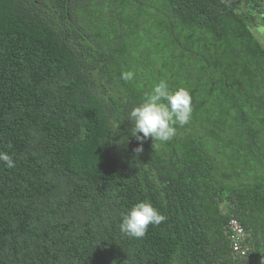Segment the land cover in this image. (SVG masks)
Returning a JSON list of instances; mask_svg holds the SVG:
<instances>
[{
  "label": "trees",
  "instance_id": "1",
  "mask_svg": "<svg viewBox=\"0 0 264 264\" xmlns=\"http://www.w3.org/2000/svg\"><path fill=\"white\" fill-rule=\"evenodd\" d=\"M253 26L264 0H0V150L16 162L0 163V264H264ZM162 79L190 91L191 119L136 153L128 113ZM144 200L167 220L123 235Z\"/></svg>",
  "mask_w": 264,
  "mask_h": 264
},
{
  "label": "clouds",
  "instance_id": "2",
  "mask_svg": "<svg viewBox=\"0 0 264 264\" xmlns=\"http://www.w3.org/2000/svg\"><path fill=\"white\" fill-rule=\"evenodd\" d=\"M134 75L132 71H126L121 74V79L131 81ZM192 112L190 91L184 87L172 90L166 80H160L128 113L127 120L133 125L131 135L140 142L134 151L141 153L143 141L149 137L161 143L170 141L176 135V125L189 123ZM0 163L7 168L16 166L13 156L3 150H0ZM166 220L167 217L151 201L144 200L122 213L119 230L127 237L139 239L145 236L149 225L159 226Z\"/></svg>",
  "mask_w": 264,
  "mask_h": 264
},
{
  "label": "built area",
  "instance_id": "3",
  "mask_svg": "<svg viewBox=\"0 0 264 264\" xmlns=\"http://www.w3.org/2000/svg\"><path fill=\"white\" fill-rule=\"evenodd\" d=\"M226 226L230 232L231 248L233 253L239 257H243L248 250V247L244 244L246 232L239 221L233 217L228 220Z\"/></svg>",
  "mask_w": 264,
  "mask_h": 264
},
{
  "label": "rangeland",
  "instance_id": "4",
  "mask_svg": "<svg viewBox=\"0 0 264 264\" xmlns=\"http://www.w3.org/2000/svg\"><path fill=\"white\" fill-rule=\"evenodd\" d=\"M251 30L261 42H264V28L253 26Z\"/></svg>",
  "mask_w": 264,
  "mask_h": 264
}]
</instances>
